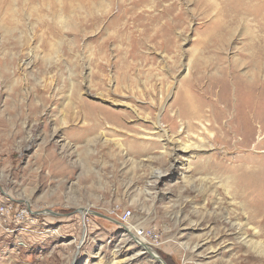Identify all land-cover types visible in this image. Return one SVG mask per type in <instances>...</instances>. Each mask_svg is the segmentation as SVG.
<instances>
[{"label": "rangeland", "instance_id": "1", "mask_svg": "<svg viewBox=\"0 0 264 264\" xmlns=\"http://www.w3.org/2000/svg\"><path fill=\"white\" fill-rule=\"evenodd\" d=\"M224 9L0 0V264H160L134 236L165 264H264V134L233 138L232 87L264 33Z\"/></svg>", "mask_w": 264, "mask_h": 264}, {"label": "bare ground", "instance_id": "2", "mask_svg": "<svg viewBox=\"0 0 264 264\" xmlns=\"http://www.w3.org/2000/svg\"><path fill=\"white\" fill-rule=\"evenodd\" d=\"M224 2V15L230 14L231 16H254L259 22H261L259 23L260 32L264 33V0H223V3ZM262 55L263 54H261L260 56L261 60L252 61L250 68L251 78H249L248 80L245 79V81H243V79H239L237 77L239 82L237 84H232V87L236 85L234 92L235 103L233 102L234 110H236L234 112L236 115V125H234L233 138L236 139L238 137H242L243 142H246L248 144L253 142L257 135L262 136V134H264V60L262 58ZM260 84L262 88H260ZM228 102V104L232 106V102ZM186 105L187 104H185L184 110L182 111V114L185 115L186 119L187 116H191L190 118H195L198 121H201L202 123L205 122L203 121L204 118L202 117V112L200 111V109L197 108L198 110L194 111L193 115H190L191 113L189 112L188 106ZM86 112L90 113L93 111L90 109ZM205 127L206 129H208V125H205ZM254 182H256H252V185H255L254 188H250L249 185L248 187L246 186V188L250 190L249 193H251L255 198V200L253 199L255 207L264 208V180H257ZM255 188L260 189L254 190ZM88 211L89 208L86 209L85 212H83V215H86ZM128 230L133 231V228H128ZM2 231L5 230L0 228V232ZM135 239L138 241L142 248L144 247V249L141 250L142 254H147L149 252L152 253L151 250L147 248L144 239L138 240L136 236H134L133 240L135 241ZM132 244L133 243H131L126 237V239H123V241L121 242L120 247H131L133 246ZM145 250L147 252H145ZM128 262L130 263V260Z\"/></svg>", "mask_w": 264, "mask_h": 264}, {"label": "built area", "instance_id": "3", "mask_svg": "<svg viewBox=\"0 0 264 264\" xmlns=\"http://www.w3.org/2000/svg\"><path fill=\"white\" fill-rule=\"evenodd\" d=\"M131 215H132L131 211H124V212H122L118 216L119 222L121 224L128 225L129 220L131 219ZM139 235L146 237V233L145 232H142V231L139 232Z\"/></svg>", "mask_w": 264, "mask_h": 264}, {"label": "water", "instance_id": "4", "mask_svg": "<svg viewBox=\"0 0 264 264\" xmlns=\"http://www.w3.org/2000/svg\"><path fill=\"white\" fill-rule=\"evenodd\" d=\"M119 224V223H118ZM122 225H124V224H122ZM125 226V225H124ZM151 255H152V257L156 260V261H158L160 264H165L164 262H163V260L161 259V258H159L158 256H156L155 254H152L151 253Z\"/></svg>", "mask_w": 264, "mask_h": 264}]
</instances>
